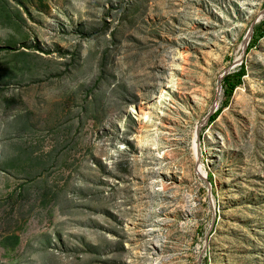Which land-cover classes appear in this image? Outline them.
Here are the masks:
<instances>
[{"label": "rangeland", "instance_id": "rangeland-1", "mask_svg": "<svg viewBox=\"0 0 264 264\" xmlns=\"http://www.w3.org/2000/svg\"><path fill=\"white\" fill-rule=\"evenodd\" d=\"M263 10L0 0V264H264Z\"/></svg>", "mask_w": 264, "mask_h": 264}, {"label": "trees", "instance_id": "trees-1", "mask_svg": "<svg viewBox=\"0 0 264 264\" xmlns=\"http://www.w3.org/2000/svg\"><path fill=\"white\" fill-rule=\"evenodd\" d=\"M263 35H264V20L260 21V24L254 28L253 38L249 46L254 47L255 43H257L259 38H261ZM246 71H247L246 65L244 64V62H242V64L238 69L224 76L222 80V88L224 90L223 94L225 95L224 103H227L229 101L234 90L243 83V77L246 75ZM209 180L213 184L211 177Z\"/></svg>", "mask_w": 264, "mask_h": 264}, {"label": "water", "instance_id": "water-1", "mask_svg": "<svg viewBox=\"0 0 264 264\" xmlns=\"http://www.w3.org/2000/svg\"><path fill=\"white\" fill-rule=\"evenodd\" d=\"M263 15H264V10L261 11V12L259 13V15L257 16V18L254 19V21H252V23H251V25H250V27H249V29H248L246 35H245V38H244V42H243V50H242V55H241V57H240L239 59L235 60V61L233 62V64H232L231 66H229L227 69H225V71L220 75V77H219V79H218V93H217L218 95H217V96L220 95L219 93L221 92V89H222V80H223L224 76H226V75H228L229 73H231V69H233L234 67H236V66L242 64L243 59H244L245 54H246V50H247V47H248L249 41H250V39H251V37H252V35H253V32H254V26H255L256 22L259 21L260 18H261ZM217 98H218V97H217ZM215 110H216V107L213 105V107H212V109H211V111H210L208 117H209L212 113H214ZM208 117H207V118H208ZM199 129H200V126H199L198 129H197V133L199 132ZM197 133H196V134H197ZM196 137H197V135H196ZM199 144H200V143H199V140H198V146H199ZM198 160H199V159H198ZM197 169H198V167H197ZM200 176H201L203 179H205V181H206V183H207V186H208V198H209L210 202H212V199H211V183H210V181H209V180H208L203 174H200Z\"/></svg>", "mask_w": 264, "mask_h": 264}, {"label": "bare ground", "instance_id": "bare-ground-1", "mask_svg": "<svg viewBox=\"0 0 264 264\" xmlns=\"http://www.w3.org/2000/svg\"><path fill=\"white\" fill-rule=\"evenodd\" d=\"M259 13H260V12H259ZM259 13H258V15H259ZM258 15H257V16H258ZM263 17H264V15H263L261 18H263ZM255 18H257V17H255ZM261 18H260V19H261ZM219 94H220V93H219ZM220 96H221V94H220ZM220 96H219V97L217 98V100H215L214 103H213V105H214L216 108L218 107V105H219V103H220ZM146 119H147V117H146ZM199 172L202 173V174H204V173L202 172L201 169H199ZM199 172H197V173H199ZM200 173H199V174H200Z\"/></svg>", "mask_w": 264, "mask_h": 264}]
</instances>
